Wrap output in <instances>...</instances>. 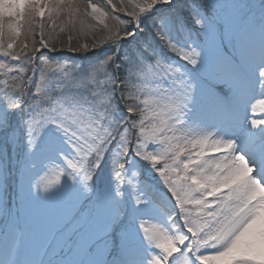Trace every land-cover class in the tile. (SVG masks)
<instances>
[{
    "label": "snow or ice",
    "instance_id": "snow-or-ice-1",
    "mask_svg": "<svg viewBox=\"0 0 264 264\" xmlns=\"http://www.w3.org/2000/svg\"><path fill=\"white\" fill-rule=\"evenodd\" d=\"M0 75V264H264V0H0Z\"/></svg>",
    "mask_w": 264,
    "mask_h": 264
},
{
    "label": "rangeland",
    "instance_id": "rangeland-1",
    "mask_svg": "<svg viewBox=\"0 0 264 264\" xmlns=\"http://www.w3.org/2000/svg\"><path fill=\"white\" fill-rule=\"evenodd\" d=\"M77 2L80 3V4H84V3H96L98 6H102L105 3V0H77ZM115 2H116V0H114V3ZM105 10L107 11V9H105ZM88 11L91 12V9L89 8ZM45 12H46V15H45L44 18L37 17V18H34V20H33V29H34V37L33 38L34 39H37V40L40 39V32H41L40 24L41 23H46L48 25V29H46V30L54 31V33L58 34L60 40L66 41L67 40V36L69 35V33L67 31L64 32V33H60V27H59L60 26V21L59 20H57L56 26L53 27L52 26V21L47 20V9L45 10ZM113 15H115V13H113ZM79 19H80V17H78V20ZM83 19H84L85 26L98 24V22L96 20L92 19L91 17H84ZM106 23H108L111 26L114 23V21L111 20V19H108V20H106ZM79 27H80V25L77 22V28H79ZM86 30H87V27H86ZM45 39H47V37H45ZM84 42H87V41H84V40L81 41V43H84ZM25 43H28L29 46L31 47L29 41H25ZM72 43L75 44L76 41L73 40ZM38 47H39V45H37V48ZM50 50L51 49H49V51ZM56 50L58 52L61 51V48H60V44L59 43H57ZM63 54L66 55V56H68V57H73V58H79L81 56L87 55V53L73 52V51H71V49H69L67 47H65L63 49ZM77 62H79V60H77ZM29 75H31V73H29ZM3 79H5V77H3L2 75H0V80H3ZM7 79H9V82H11V77H8ZM262 118H264V117H262ZM87 207H88L87 204L84 203L83 206L78 205L77 206V209H78V211L80 213H84V212L87 211ZM64 215H65L64 212L57 214L54 217L53 224L49 226V230H54V226L55 225H59V224L63 223ZM97 251L99 253H102L103 254V258L105 260H107L109 262V264H111V261L118 256V252L112 250L111 247L109 248L108 251H103V249H98ZM180 259L181 258L178 257V261Z\"/></svg>",
    "mask_w": 264,
    "mask_h": 264
}]
</instances>
